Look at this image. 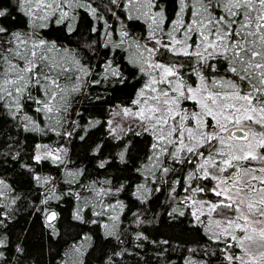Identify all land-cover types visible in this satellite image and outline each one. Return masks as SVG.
Instances as JSON below:
<instances>
[{
    "label": "trees",
    "instance_id": "1",
    "mask_svg": "<svg viewBox=\"0 0 264 264\" xmlns=\"http://www.w3.org/2000/svg\"><path fill=\"white\" fill-rule=\"evenodd\" d=\"M173 1L166 0L165 8H171ZM0 3L7 5L6 0ZM87 4L102 22L121 21L113 0H88ZM7 12L3 22L11 24L16 18ZM86 32L78 29L71 41ZM127 34L132 33L127 30ZM49 35L67 39L66 30L58 24L50 27ZM177 59L184 64L180 77L185 86L197 87L199 77L192 70L202 69L195 60L157 52L150 62L168 65ZM159 76L158 70L148 69L134 94L139 96ZM131 85L125 79L107 87V95L93 99L84 111L99 113L104 101ZM149 95L153 93H145ZM180 108L199 110L190 100L181 101ZM250 128L264 133L260 125ZM67 133L61 135L65 151L60 157L37 160L22 129L0 117V264H233L226 253H237L236 243L211 231L206 221L194 219L189 210V194L217 199L213 179L199 174L203 157L186 151L174 157L176 146L166 143L153 148L158 135H167L159 127L117 137L100 126L79 138ZM211 143L217 160L215 149L221 145ZM208 148L205 145L199 151L208 156ZM46 211L55 212L56 218L48 220Z\"/></svg>",
    "mask_w": 264,
    "mask_h": 264
},
{
    "label": "snow or ice",
    "instance_id": "2",
    "mask_svg": "<svg viewBox=\"0 0 264 264\" xmlns=\"http://www.w3.org/2000/svg\"><path fill=\"white\" fill-rule=\"evenodd\" d=\"M67 0H23L24 4L32 5L35 3L36 9L45 11V15L37 17L32 7H29L25 15L33 17V25L36 26V19L46 21L50 16H55L57 9H61ZM114 2V0H113ZM199 7L191 13L188 21L183 18L185 0H179L178 18L173 21L171 31L164 32L160 27L163 22V14L157 13L151 16L152 24L158 29L168 42L156 39V32L151 33L150 38L155 40L156 47L146 48L149 59L145 60L148 69L159 70V79L153 78L139 92L141 99L133 101V104L141 105L139 111L134 113L141 121H154L153 128L159 127L161 133L165 126L169 127L167 135L161 134L156 137L157 143L153 148H158L161 143L170 144L175 147V153L186 151L195 156L203 157V163L199 169L204 172V177L213 180L216 176H210L208 168H217L220 173L228 169L235 168L237 175L232 180V188L235 189L237 196L241 192L246 194L260 191L264 193V187L257 189L252 181H258L264 185V176L252 175L245 181L240 175V162L242 161H261L264 162V133L260 134V139H256V133L244 130V121L248 122V127L260 125L264 127V0H195ZM150 6H154L151 5ZM51 10L48 12L47 10ZM23 11V9H21ZM9 13L6 9L0 8V37L9 36V30L4 26L3 19ZM67 12H60V20L67 18ZM38 27H46L41 23ZM181 38L177 39L176 34ZM24 33L15 32L10 35L8 40L0 39V100L5 96L11 97L13 92L23 93L30 83L35 80V85H40L41 81L51 88H59L56 79L50 76L55 74L59 78L69 69L59 67L49 60V55L53 51H59L55 41L43 39L29 45L25 40ZM157 52L161 55L170 54L174 58H187L189 61L195 60L201 72L196 69L192 71L199 77L198 86L186 87L180 77V72L184 67L183 62L178 59L171 64L151 63L150 60ZM12 59L19 63H13ZM78 63V62H76ZM7 64V69L4 66ZM23 64L21 67L20 65ZM217 65H220L218 67ZM145 69H141L144 71ZM115 75V73H113ZM7 76L15 78L8 79ZM23 85L20 87L18 85ZM157 85H166L167 89H158ZM11 87V90L9 88ZM78 91V89H73ZM146 92L153 95L145 97ZM56 94L52 93V99ZM193 101L198 111L189 112L180 108L181 101ZM150 101L154 103H150ZM44 108L51 112L52 108L45 104ZM125 115H133L130 109H124ZM173 121V124H169ZM191 123L193 126L189 127ZM236 126V132L225 139L224 133L229 132V125ZM216 128L219 131H205V129ZM147 131V129H146ZM240 133V135H237ZM251 135L252 139H249ZM175 136L176 139H170ZM218 141L221 146L228 149H215V155L226 156L219 165L213 159L212 141ZM229 140L243 142L240 153L236 154L234 145ZM255 140V144H253ZM186 141L190 142L186 143ZM191 145V146H190ZM208 145L209 155L204 156L199 149ZM246 149V150H245ZM40 160V156L35 157ZM168 171V169H164ZM248 172L264 173V167L249 168ZM228 181H220L227 183ZM242 185V187L238 186ZM219 188V184L217 185ZM232 189H212L216 196H223L224 200L219 204H212L210 208L215 211L219 207L227 208L240 212L238 219H243L245 224H236L244 235L239 238L238 243L243 248L244 242L255 243L253 235L256 233L261 247H264V228L249 229L248 217L243 215L240 204L229 195ZM203 191V189H200ZM264 206V198L258 202ZM247 209L250 213H258L260 219L258 224H264V210L257 208L256 203L248 202ZM56 213L49 216V220H54ZM234 221H229L231 226ZM236 240L237 237L233 236ZM229 260L233 257L229 256ZM239 259V258H237ZM256 257L243 264H257ZM259 259H264V252L259 254Z\"/></svg>",
    "mask_w": 264,
    "mask_h": 264
},
{
    "label": "rangeland",
    "instance_id": "3",
    "mask_svg": "<svg viewBox=\"0 0 264 264\" xmlns=\"http://www.w3.org/2000/svg\"><path fill=\"white\" fill-rule=\"evenodd\" d=\"M114 2L117 4V13L121 17V21L118 22L106 24L99 20L98 14L89 8L88 0H67L61 9H57L55 16H50L46 21L36 19V26L33 25V17L25 15L29 7H32L37 17L45 15V11L36 9L35 3L27 5L23 3V0H6V4L10 8L0 3V8L10 11V15H13L11 17L16 18L12 20L11 24L3 22L9 30V36H3L0 39L8 40L12 33L20 32L25 34L23 38L29 41V45L40 39L55 41L60 50L53 51L49 55V60L59 67L69 69L59 78L55 74L50 76L51 79L57 80L59 88L48 87L43 81L40 85L33 86L35 85V80H33L23 93L13 92L11 97L5 96L0 100V117L7 122V125L22 129L24 140L34 150V158L36 156L60 157L65 151L61 135L67 132L70 138H79L97 126L106 129L116 137L127 132L139 135V133L155 131L156 128L152 127L154 121H141L134 115L143 105V100L134 93L137 86L143 82L148 70L145 60L149 59V56L145 49L156 47L155 40L153 44H149L147 39H150L151 33L155 31L156 39L168 42L167 38L163 37L162 33L152 24L151 16L162 13L163 22L160 27L164 32L171 31L173 21L178 18L179 0H174L169 9L165 8L166 0H114ZM150 4L154 6H150ZM185 5H191L186 6L182 14L187 22L198 4L195 0H185ZM47 11L51 12L50 9ZM61 11L67 12V18L57 22L60 20ZM136 20L142 24L137 23ZM41 23L46 27H38ZM56 24L64 27L67 39L51 38L50 27ZM78 29H85L87 32L81 36L83 38L71 41L73 32ZM127 30L132 34L128 35ZM176 36L177 39L181 38L178 33ZM12 62L19 63L15 59H12ZM20 66L22 67L23 64ZM4 68L7 69V64ZM142 68L145 70L141 71ZM6 78L15 77L7 76ZM125 79L132 82L131 87L126 88L123 94L115 95L109 101H104L103 109L99 113L92 114L84 111L86 105L91 104L93 99H103L107 95V87H112ZM18 86L23 87L22 84ZM73 89H78V91ZM52 93L56 94L55 99H52ZM137 99H141V105L133 104V101ZM150 103L154 102L150 101ZM45 104L52 108L51 112L44 108ZM124 109H130L133 115H125ZM173 123V121H169L170 125ZM243 126L246 132L256 133L257 140L261 138L259 131L247 127V121H244ZM228 127L229 132L222 134L226 140L232 136L231 129L236 128L235 125ZM163 130L167 134L170 129L165 126ZM205 131L219 130L212 128L205 129ZM173 137L170 139H174ZM249 139H252L251 135ZM229 142L234 145L236 154H241L240 147L243 142L236 140H229ZM252 142L255 144V140ZM186 143L190 144L188 141ZM218 149L228 151L224 146H220ZM225 158L227 157L219 156L216 160L217 164L219 165V162ZM201 163H203V159L199 161V165ZM239 166L241 169L239 175L245 181L252 175L264 176V173L260 172H248L245 175V170L264 167V162L242 161ZM208 172L210 176L218 178L213 180V189H232L229 195L233 197V200L237 203L241 200L244 201L243 204H240V208L243 215L248 217L249 229L255 228L258 233L259 229L264 228V224L256 223L260 219L258 213H250L246 206L248 202H253L256 203L257 208L264 210V206L258 203L264 198V193L260 191L251 194L241 192L237 196L230 179L237 175L235 168L220 173L217 168L209 167ZM199 174L204 176V172L200 169ZM225 180L228 182L220 183ZM252 183L256 185L257 189L264 187L258 181H252ZM218 184L219 188H217ZM238 186L242 187V185ZM212 193L214 194L213 191ZM215 197L217 199L210 200L209 198H195L193 194H189L187 199L193 218L206 221L211 231L224 235L229 242L236 243L239 251L233 254L226 253L227 259L229 256L233 257L232 260L228 259L233 264H243L244 261H250L253 257L258 258L257 264H264V259H259V254L264 252V247H261L257 234L250 231L249 234L254 236L256 242L245 241L241 248L238 240L244 233L236 228V224L243 225L245 221L238 219L240 212L234 210L219 207L212 211L210 208L212 204H219L222 200L225 203L231 202L225 200L223 196L215 195ZM48 212L50 211H46V214ZM229 221H234V223L230 226ZM233 236L237 239H232Z\"/></svg>",
    "mask_w": 264,
    "mask_h": 264
},
{
    "label": "water",
    "instance_id": "4",
    "mask_svg": "<svg viewBox=\"0 0 264 264\" xmlns=\"http://www.w3.org/2000/svg\"><path fill=\"white\" fill-rule=\"evenodd\" d=\"M234 132H236V128H233V129H231V134L232 133H234ZM237 135H240V133H237ZM52 212L50 211V212H48L46 215H45V217L49 220V216H50V214H51Z\"/></svg>",
    "mask_w": 264,
    "mask_h": 264
}]
</instances>
